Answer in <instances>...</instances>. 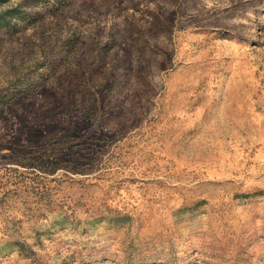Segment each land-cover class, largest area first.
<instances>
[{
	"label": "rangeland",
	"instance_id": "rangeland-1",
	"mask_svg": "<svg viewBox=\"0 0 264 264\" xmlns=\"http://www.w3.org/2000/svg\"><path fill=\"white\" fill-rule=\"evenodd\" d=\"M17 5L0 264H264V0Z\"/></svg>",
	"mask_w": 264,
	"mask_h": 264
},
{
	"label": "trees",
	"instance_id": "trees-1",
	"mask_svg": "<svg viewBox=\"0 0 264 264\" xmlns=\"http://www.w3.org/2000/svg\"><path fill=\"white\" fill-rule=\"evenodd\" d=\"M7 1V0H5ZM21 11H20V5H17L15 7H8L0 10V26H12L15 27V23H11L12 19L16 20H22L23 17H20ZM4 103L3 101H1Z\"/></svg>",
	"mask_w": 264,
	"mask_h": 264
}]
</instances>
